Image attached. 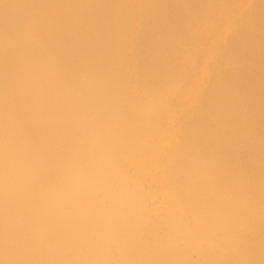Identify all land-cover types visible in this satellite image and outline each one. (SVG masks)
Here are the masks:
<instances>
[{"label": "bare ground", "instance_id": "obj_1", "mask_svg": "<svg viewBox=\"0 0 264 264\" xmlns=\"http://www.w3.org/2000/svg\"><path fill=\"white\" fill-rule=\"evenodd\" d=\"M247 1L249 0L240 1V6L244 7ZM257 1V5L256 2L255 5L254 2L250 5L255 6L251 9L255 8L253 18L248 15V19L242 15L238 19L232 7L230 8L233 10H229V15L225 17H222L226 14L225 11L224 14L221 11L222 16L212 13L213 7L218 6L217 11L224 10L222 7L232 3L231 1L229 4V0H220L222 5L218 4V0H0V264H118L108 253L109 240L123 238L129 221L134 222L137 227L146 226L142 200L146 190L142 196L137 194L140 191L133 192L131 197L128 196V203L133 206V212L128 217L122 214L125 210L122 197L125 196L126 188L129 189L127 170H124L127 168H123L122 158L128 161L129 156L125 155L132 156L134 152L131 153V148L138 143L142 144L141 141L137 142L142 135L140 136L138 129H133V126L137 125L142 134L149 129L151 132L160 129H153L157 122L154 123L156 126H149L156 117L152 107L164 97L167 109L170 108L169 104L173 96L176 98L174 94L182 84H185L187 92L193 89V79L197 75L198 66L209 49L214 47L213 38L224 25H241V20L245 17L244 20H248L245 21L247 29L243 20L244 25H239L240 28L237 26L241 29L240 32L250 29L251 24L254 27L258 25L260 30L264 31V0ZM248 9L250 11V8ZM235 16L238 19L236 21ZM235 32L228 35L233 37ZM249 38L250 45L248 35L244 38H234V43L239 46V53L235 58L237 62L232 60L231 55L230 57L238 66L230 68L232 63L228 69L223 68L225 70L221 74L218 73L219 77H233L227 80L230 84L235 80L236 84L242 85L237 89L231 86V89L228 87L229 82L225 81L227 84H222L226 85L224 87L222 82L215 78L213 81H218L222 88H218L214 93L210 91L212 97L205 95V88L201 90V96L204 95L206 101L204 103L203 97H200L201 101L199 99L198 103H204L205 107L203 105L201 110L196 109L195 114L189 109L194 116H189V111L185 115L188 118L181 120L183 124V120L188 119V129H197L199 133L197 130L191 133L190 130L187 148L186 142H182V146H185V149H182L183 155L180 151L181 145L172 150L173 156H176L175 149L181 153V161L178 156L175 157H178L180 162L172 160L173 156L170 154L173 153L169 150L171 153L163 158L172 168L171 163L178 162L177 167L172 163L175 171L170 167L171 171L169 165L164 162L168 165L164 167L169 168L171 174L174 171L173 176H168L177 177L175 185L173 184L175 188L164 191L175 190L171 194H176L179 198L173 196V199L171 194L170 197L177 200V203L180 200L179 204L183 205V201L187 203L183 205L188 206L187 211L181 210L182 205L173 208H180L179 213L186 214V218L191 216L190 223L191 218L196 222V233L192 236L198 238L197 251L202 247L199 244L209 241L208 246L214 243L213 248L216 246L218 253L223 251L222 255L225 254L222 260L216 253L220 259L215 256L210 262V258L206 256L205 259V255L200 252L206 264H264V230L259 231L263 226L261 227V221H258L262 208L259 207L258 211V214H261H256L258 204L264 205V33L256 32ZM231 40L229 39L233 43ZM207 43L209 47L205 45ZM221 44L219 47L229 46V42ZM228 46L221 47L217 53L214 51L216 54H225L223 51ZM235 49L231 53L235 54ZM193 50L194 56H191ZM190 57H193V60L189 59ZM217 57L222 60L221 55ZM207 61L209 62V59ZM182 63V69L185 70L187 65L191 64L190 70L180 72L182 77H185L179 78V73L174 76L181 85L176 83L175 93L170 90L171 94H167L169 83L168 88L165 86L166 92H161L163 86L171 79L172 72L174 73ZM217 64H220L219 60ZM241 65L244 66L239 67ZM216 67L213 69L218 71L219 68ZM211 71L214 77H218L216 72ZM240 78L243 82L237 83ZM248 79L251 81L247 84L245 81H249ZM173 80L170 85L175 84ZM146 84L149 89L145 90L149 96L145 95L152 98L138 90ZM214 84L217 85V82ZM142 90L144 91V88ZM160 92L166 94V97L162 95L161 99L155 101L153 97L158 96L156 94ZM142 94L144 98H148L147 102V99L143 98L146 105L140 98ZM177 98L180 101L182 94ZM165 103H159L162 112L156 108L159 117L157 116L155 121L167 110L164 108ZM161 104H164V107ZM186 104L185 106H188ZM142 105L145 108L143 113L140 111L143 109H140ZM195 107L200 106L194 105ZM142 114H152L151 116L155 117L153 116L152 121L151 116L149 120L147 117V120H144L145 116ZM142 120L149 122L148 128H143L147 125L144 122H141L140 126L137 124ZM177 120L175 127L179 124ZM163 121L167 120L162 118V123ZM183 131L181 130L182 133ZM182 133L177 135L183 138ZM148 141L153 145V142L149 139ZM156 151H153V155L159 152ZM169 171H163L165 175L163 174L162 181L170 174ZM131 172L132 170L128 171L130 174ZM156 179L160 180L155 177V181ZM169 179H166V183H171L172 179ZM158 183H162L161 180ZM164 186L169 187L166 184ZM162 190L163 188L159 191ZM164 193L160 194L167 201L169 196H165L168 192ZM160 194L158 198L162 196ZM101 197L110 200L113 206L111 211H101L104 203ZM163 199L160 201H165ZM166 201L164 203H167ZM128 203L126 207L130 206ZM165 207L160 213H164L161 211H165ZM169 209L166 208L164 221L161 220L167 227L173 224L172 220L167 222L172 215L182 217L178 213L170 216L173 211L171 209V212H168ZM253 215H256L255 219ZM180 218L174 223L179 220L183 223L184 219ZM251 219L257 220L260 225ZM187 223L185 220L183 227L188 228L190 223ZM159 226L161 227L159 223H155L150 226L152 229H148L152 230L150 234L154 233V237L151 236L154 240L163 237L162 233L157 235L158 230L153 232V227L159 229ZM182 229L179 230L180 233L186 234L187 229L185 233ZM166 231L168 230L163 231L165 237V233L169 234V231ZM179 231L177 237L180 235ZM252 231L262 237L257 238L259 242L255 239V244L249 238ZM188 234L181 237H189ZM211 235H215V239L220 236L221 241L217 239L221 242L220 245L218 242L219 246L214 242L215 239H212L210 244L213 238ZM139 236L142 239L141 234ZM172 237L173 235L168 238ZM164 239L156 241L160 244L153 246L154 252L152 246H149L151 255H141L136 251L139 244H145L139 243L138 240H129L120 248L115 246L121 252L119 256L123 259V264H181L182 259L178 252L177 256L174 253V244H179V240L174 243ZM97 240L101 246L95 243H99ZM257 242L262 243L258 245ZM117 250V254H120ZM181 253L183 255V252ZM215 258L219 262H216Z\"/></svg>", "mask_w": 264, "mask_h": 264}, {"label": "rangeland", "instance_id": "obj_2", "mask_svg": "<svg viewBox=\"0 0 264 264\" xmlns=\"http://www.w3.org/2000/svg\"><path fill=\"white\" fill-rule=\"evenodd\" d=\"M219 1H220V0H218V2H219ZM221 1H222V0H221ZM224 1H225V0H224ZM231 1H232V3H231ZM231 1L229 0V2H228L229 4L231 3L230 5H227V7H222V8H224V10L221 9V10L217 11L218 6H217V7H213V6H211V7H213V8H211V9H213V10H212L213 15H215V16H216V15H218V16H222V15L224 14V11H225L226 14L222 16V17H225L227 14L229 15V12H230L229 10H233V9H234V13H235V15L238 16V17H237L238 19L241 18L242 15L245 16V17H247L248 19H249L251 16H252L251 18H253L254 14H255V11H254L255 8H254V10H251V9H252V6L255 5V2H256V5L258 4V3H257V2H258L257 0H256V1H253L254 3H253L251 0L247 1V2L244 4V7L240 6V4H241L240 1L243 2V1H245V0H231ZM226 2H227V0H226ZM226 2H224V3H225V4H228V3H226ZM252 3H253V5L250 6ZM218 4L222 5L220 2H219ZM223 5H224V4H223ZM231 5H232V6H231ZM224 6H226V5H224ZM219 7H221V6H219ZM230 7H232L233 9L230 8ZM253 7H255V6H253ZM225 8H227V9H225ZM248 8H250V11H248V10H249ZM219 9H220V8H219ZM226 10H227V12H228V11H229V12L227 13ZM221 11L223 12V14L221 13ZM252 11H253V14H252ZM218 12H219V14H218ZM247 12H249V13L247 14ZM210 13H211V12H210ZM216 13H217V14H216ZM245 13H246L247 15H245ZM250 13H251L252 15H251ZM221 14H222V15H221ZM248 15H249L250 17H248ZM245 17H244V19H245ZM234 18H235V21L238 20V19L236 18V16H235ZM247 18H246V20H247ZM242 19H243V18H242ZM244 19H243V20H244ZM240 20H241V19H240ZM243 20H241V22H242L243 24L239 21V22L241 23V25H240V24L236 25L235 23H234V25H233V23H232V24L230 23L231 26L233 25L232 27L230 26V29L228 28L230 24H229L227 27L224 25L223 28H221V29L216 33L217 35L214 36V38H213L214 41H212V42H214V47H213L212 49H211V48L209 49V52H208V53L206 54V56L204 57V60L202 59V61L200 62L199 66H198V72H197V75H196V77H194L195 80L193 79V83H194V87H193V89H190V90H188V92H187V89H185V88H186L185 84H184V85H183V84L181 85V84L178 82L179 80L176 81L177 78H175L176 76H178V73H179V78H181V77H182V75H181L182 73L187 72L188 70H190V69H189V67H190L189 65H190L192 62L189 63V65H187V70H185V68L182 69V67H183V63H182V64L179 65L180 69H179V67L176 69V70H178V71L174 70V73L172 72V75H173V74H174V75H173V76L171 75V79L168 81V83H166V84L163 86L164 89L162 88L160 91L165 93L166 90H167V88H168V84H169V83L171 84L172 80L175 79V80H173V82H175V84H172V85L169 84V89L167 90V91H169V92H168L167 94L170 93V90H174L173 93H175V88H177L176 83H177V84L179 83V84L181 85V88H177V91H176V93H175L174 95H175L176 98H177V97H179V96L182 94V99L179 101V98H177L178 100H176V98L173 96L171 102L169 101V102H170L169 106H170V108H171V109H170V108L168 107L169 110L167 109V106H168V105H167V101H166V100H165V101L163 100V99H166V98L163 97V99L160 100V101H158V103L156 102V103H157V104H156L157 106L155 105V106H154L155 108L152 107V109H155V111L153 110L152 112H155L154 115H155L156 117L159 115V114L157 115L156 108H157V111L161 110V109H159V108H161V107H159V103H162V102L165 103V102H166L165 105L163 104L165 107H164L162 104H161V105L165 108V110L167 109L166 111L168 112V113H167L166 111H164V108L162 107L164 112L161 113V115H160V119L157 118V119H158L157 121H155V120H156V117H155L154 115H153V116L155 117V118H154L155 120H154V122L152 121V120H153V116H151L152 114H150V116H151L152 119L149 118V117H150L149 115L146 116V114H142L143 116H145V117H144V120H147V119L149 118V119L152 121V124H149V126H150V125H152V126H156L155 124H157V126H156V127H153V129H154V128H156V129L160 128V129H158V130L155 129V130H156L155 132H154V131L151 132V131H149V130H151V129H149L148 132H151V133L148 134V132L146 131V132H144V134H142V133H140V132H142V131H140L139 128L136 127L137 125H136V126H135V125L133 126V127H134L133 129H135V130L138 129L137 131L139 132V135H140V134L142 135V137L139 138V141L137 140V142H140V141H141L142 144L138 143V144L136 145L137 147L135 146L136 148H135V147H132V148H131V153L134 152V153H133L134 156H133V155L131 156L130 154H129V155H125L126 157L129 156L128 161H126L127 159L122 158V159L124 160V162H123L124 164H125V161L127 162L125 165H124V164H122V165H123V168H124V167L127 168V169H124V170H125V171L127 170L126 175H127V179H128V181H129V184H128V185H129V189L126 188V191H125L126 193L124 194V195H125L124 198L121 196L122 199H124V202H125V203H124L125 205L123 204V205H124L123 208H124L125 210L122 211V212H123L122 214H123L124 216L128 217V216H130V215L132 214V212H133V211H132V210H133V206H132L130 203H128V201H129V197H128V196L131 197V196L133 195L132 193L135 192V191H137V192L140 191V192H139L140 194H139V193H137V194L142 196V195H143V191L146 190L147 192H145V196H144V195L142 196V200H144L143 202H144V206H145V212H144L143 215H145V216H144V221H145L144 223L146 224V226H145V227H137V225H135L134 222L129 221L128 229H127V231H126V234L123 236V238H120V239L115 238V239H110V240H109L108 253H109L110 256L112 255L111 257H112V258L114 259V261H116L118 264H121V263L123 264V259L120 258L119 255H121V252H120L119 250H117V248H120V246L123 245L125 242H127V241H129V240H132V241H133V240H138L139 243H141V242H145V244H144V243H143V244H142V243H141V244L138 243V244H139V245H138V246H139V249H137V247H136V249H137L136 251H139L141 255H143V253H145L144 255H146V254H150V255H151V253L149 252V250H151V249L149 248V246H150V247L152 246V250H153V248H154L155 246H157L158 244H160L159 242L161 241V239H162V241L165 240L164 238L167 239L166 241H170V242H172V241L174 242V241L177 240V239L179 240V241H178L179 244H177V243H175V242H174L175 244H174V243H173V244H174V246H175V248H176V251H175L174 253L176 254V252H178V255H179L180 258L182 259V260H181V264H196V263H197V264H206V260H205V259H206V256H208L207 258H210V262H212L211 259H212V257H215V256H216V253H217L218 255H220L221 258H222V257L224 258L225 254L222 255L223 251H222V252L220 251L221 253H220V252L218 253V251H217L218 249L216 248V246H214V248H213V245H215V244L212 243V239H215V235H211V236L213 237V238H211V241H210V244H211V243L213 244L212 246H211V245L208 246L209 243H207V242H209V241H206V242H204V244L206 243L205 246L207 245V246H206L207 248H206V249L204 248V247H205L204 244H199L200 246H202V247L204 246V247H203V248H202V247L199 248V251H197V245H198L197 240H198V238H196V236H192V235H195V233H196V232H194V230H196V229H195V228H196V227H195V223H196V222L194 221V219L192 220V218H191V223H190V217H191V216H188V217L186 218V217H185L186 214H184L183 212L179 213V211H180L179 209H180V208L178 209L179 211H178L177 209H175L176 207L182 205V203L179 204L180 200H179L178 203H177V200H173V199H175L176 197H177V199L179 198L178 196H176V194H175V195H172V194H171V192L174 193L175 190H173L174 192H173V191L170 192V191H168V190H165V191H164V189L175 188V187H174V185H175L174 182L177 180V177L174 176V177L171 178V177L168 176V175H172V176H173L174 171H175V169H176V168H174V164H176L175 166L177 167V166H178V165H177L178 162L181 161L182 157H179V156H182V155H183V151H182V149L184 150V149H185V146L188 144V143H187V142H188V135H190V130L192 129L191 127L188 129V126H189V125H187V124H189V122L187 123V121H189L188 119H185L186 121L183 120V124H182V121H181V120H182L184 117H187V116H185V115H186V113L189 112L190 110H192L193 114H195L196 111H197L196 109L201 110L202 108L205 107V104H204L205 102H204V101H206V100H205L206 97L204 98V95L201 96V93H202L201 90H203V89L205 88V89H206V90H205V93H206V92H207V93H206V94L203 93V94H205L207 97H209V96L212 97V95H210L211 92L214 93L218 88H222L221 86L218 85V84H220L219 82H222L221 85H222V84H227L228 82H229V84H230V81L227 82V80H229L230 78H233V77L228 76V77L226 78L225 76L222 77V75H220V77H219V74H221L225 69H228L229 66H230V65L236 60V59H235V58H236V55L238 56L237 53H239V49H238L239 46L237 45V46H238V47H237L236 44L234 43V41H235L234 38H236V37H241V36L244 38L245 36L248 35V42H249V45H250V42H251L250 40H251V38H249V36L254 35L256 32H257V34H259V33H264L263 29L260 30V28H259L258 25H255V27H254V25H252L250 21H249L250 23L248 24V25L251 24V25L249 26L250 29H248L249 31H248V30H245V29H247V23L245 22L246 20H244V22L246 23V27H245V29L243 28V29H244V30H242L243 33L240 32L239 30H241V29H239V28L242 27V25H244ZM235 21H233V22H235ZM239 22H238V23H239ZM247 22H248V20H247ZM239 25H240V27H239ZM237 26H238L239 28H238ZM256 26H257V29H259V30L256 29ZM243 27H244V26H243ZM252 27H253V28H252ZM222 29H223V30H222ZM226 29H227L228 31H227ZM225 30H226V31H225ZM237 30L240 32V33H238V35L236 34V33L238 32ZM253 30H254V31H253ZM208 31H209V30H208ZM233 31H236L235 33H233L234 36H233V37L229 36L230 34L232 35V32H233ZM245 31H246V32H245ZM258 31H259V32H258ZM260 31H261V32H260ZM254 32H255V33H254ZM222 33H223V34L225 33V34L223 35ZM249 33H250L251 35H250ZM252 33H253V34H252ZM228 34H229V35H228ZM235 34H236L237 36H236ZM239 34H240L241 36H239ZM115 35H117V34H115ZM115 35H114V38L117 40V38L115 37ZM219 35H220V36H219ZM221 35H222V37H221ZM227 36H229V39H230V40L233 38V40H231V41H232L235 45H234L233 43H231V42L229 41L228 38H227L228 40L225 41V39H226ZM215 37H216V38H215ZM221 39H222V40H221ZM220 42H221L222 44H221ZM228 42H229V46H228V45H225V46H228L229 49H228L227 47H226L227 50L224 49L223 53L225 52V54H220V52H218V54H216V53H217V50L220 51V48H221V47L225 48V46H220V47H219V44L223 45V44H226V43H228ZM248 42H246V43H248ZM205 43H206V42H205ZM208 43H210V42L208 41ZM208 43L205 44L207 47H209V46H208V45H209ZM217 43H218V45H217ZM230 43H231L232 45H231ZM215 45H216L218 48H217ZM232 46H233L234 48H233ZM230 47H231V48H230ZM214 48H215V49H214ZM223 48H222V50H223ZM232 48H233V49H232ZM235 48H236V49H235ZM185 49H186V47H185ZM231 49H232V50H231ZM234 49L236 50V51H234L235 54H234V53H231V52H233ZM214 50L216 51V53H215ZM222 50H221V52H222ZM228 50H229V51H228ZM230 50H231V51H230ZM226 51H227V53H226ZM237 51H238V52H237ZM193 52H194V50L191 51V54H190L191 56H194V55H193ZM229 52H230L231 54H229ZM195 54H196V53H195ZM227 54H229V56H226ZM217 55H221L220 58H222V60H221V59H217V58H219V57H217ZM230 55L232 56V60L235 59L234 61L231 60ZM234 55H235V56H234ZM222 56H223V57H222ZM227 57H229L230 60H229V58H227ZM192 58H193V57H192ZM192 58L190 57L189 59H192ZM224 58H225V59H224ZM226 58H227V63H225V62H226ZM208 59H209V62L207 61ZM255 59H256V58H255ZM192 60H193V59H192ZM192 60H191V61H192ZM218 60H219V63H220V64H217V63H218ZM250 60H252V59H250ZM253 60H254V57H253ZM253 60L251 61L252 63H253ZM183 61H185V60H183ZM222 61H223V62L225 61V62L222 63ZM255 61H256V60H254V62H255ZM206 62H208V63H206ZM230 62H231V63H230ZM236 62H237V60H236ZM236 62H235V63H236ZM251 62L249 61V63H251ZM141 63H142V61H141ZM180 63H181V60H180ZM202 63H204V64H202ZM210 63H211V64H210ZM228 63H230V64L228 65ZM184 64H185V63H184ZM209 64H210V65H209ZM214 64H215V65H214ZM221 64H223L224 66H222ZM225 64H227V65H225ZM253 64H254V63H253ZM212 65L215 66V67H216L217 65H220L219 67H216V68H219V70L216 71L215 69H213V68H215V67H213ZM233 65H234V66H233ZM221 66H222V69L225 68V69H223L222 71L220 70V67H221ZM237 66H238L237 64H234V63H233V64L230 66V68H231V67L236 68ZM242 66H244V65H241V66H239V67H242ZM185 67H186V66H185ZM208 67H210V68H208ZM207 68H208V69H207ZM211 68H212V69H211ZM183 70H184V71H183ZM211 70H213L214 72H216V75L219 73V74L217 75L218 77H214V75L212 74V71H211ZM175 71H176V72H175ZM181 71H182V73H180ZM219 71H220V72H219ZM205 72H206V73H205ZM175 73H176V74H175ZM203 73H204V74H203ZM214 74H215V73H214ZM180 75H181V76H180ZM174 76H175V77H174ZM199 76H200L201 78H199ZM236 76H237V75H236ZM236 76H235V77H236ZM183 77H185V76H183ZM183 77H182V78H183ZM224 77H225L226 79H225ZM215 78H216V79H215ZM220 78H221V81H220ZM228 78H229V79H228ZM198 79H199V80H198ZM213 79H215V80L219 79V82L216 81V82H217V85L214 84V83H216V82L213 81ZM222 79H223V80H222ZM238 79H239V78H238ZM238 79H236V80H238ZM240 79H241V78H240ZM197 80H198V82H200V83H198ZM248 80H249V81H245V82L247 83V82H250V81H251L250 79H248ZM170 81H171V82H170ZM181 81H182V79H181ZM181 81H180V82H181ZM194 81H195L196 83H195ZM225 81H226L227 83H226ZM233 81H234L235 84L233 83ZM239 82L241 83V82H243V80H242V79H241V80H238L237 83H239ZM231 83H232V84L228 85V87H231V86L234 87V88L236 87L235 89H237L238 86H241V85H242V84H236L235 80H232ZM179 84H178V85H179ZM197 84H198L199 87L197 86ZM207 84H208V85H207ZM247 84H248V83H247ZM180 85H179V86H180ZM235 85H237V86H235ZM141 86H142V85H141ZM165 86H167L166 89H165ZM170 86H171V87H170ZM175 86H176V87H175ZM179 86H178V87H179ZM195 86H196L197 88H196ZM216 86H219V87H216ZM222 86H224V85H222ZM225 86H226V85H225ZM225 86H224V87H225ZM207 87H208V88L211 87V89L209 88L210 90L208 91V90H207V89H208ZM232 87H231V89H232ZM143 88H144V91L142 90ZM147 88L149 89L148 85L146 84V85H144V86L142 87L141 90H140V87H139L138 90H139L140 93L145 92V93H143V94L145 95V94H148V91H147L148 89H147ZM172 88H173V89H172ZM195 88H196V89H195ZM212 88L214 89L213 91H212ZM234 88H233V89H234ZM145 89H147V90H145ZM191 90H192V91H191ZM210 91H211V92H210ZM161 92L158 93V94H156V95H158L159 97H158V96H156V97L154 96V97H153V99H155V101H156V99L158 100V98L161 99V98H162V95H163V96L165 95V97H166V94H163V93H161ZM171 92H172V91H171ZM203 92H204V91H203ZM209 92H210V94H209ZM140 93H139V94H140ZM143 94H142L141 97H140L141 94L139 95V97L142 98V99L144 98ZM159 94H160L161 96H160ZM170 94H171V93H170ZM208 94H209V96H208ZM145 96H147V95H145ZM148 96H149V94H148ZM148 96H147V97H148ZM167 96H168V95H167ZM198 96H199V97H198ZM147 97H145L147 100L144 98V99L146 100V102L148 101V98H150L151 96L148 97V98H147ZM160 97H161V98H160ZM170 97H171V96H170ZM200 97H203V98H202V101L204 102V103H203L204 107H203V105H202V102H201V105H200V102L198 103V100L200 99ZM210 97H209V98H210ZM151 98H152V97H151ZM167 98H168V100H170L169 96H168ZM183 98H184V99H183ZM185 98H186V99H185ZM209 98H207V99H209ZM144 99H143V101H144V103H145V105H146V102H145ZM173 99H174V100H173ZM194 99H195V100H194ZM175 100H176V101H175ZM184 100H185V101H184ZM196 100H197V101H196ZM143 101H142V102H143ZM186 101H187V102H186ZM199 101H201V99H200ZM178 102H179V104H177ZM182 102H183L184 104H182ZM173 103H174L175 105H174ZM186 103H187V104H186ZM185 104L188 105V106H185ZM143 105H144V104H143ZM143 105H142L141 108H140V107H139V108L142 109V108H143ZM166 105H167V106H166ZM173 105H174V106H173ZM176 105H178V106H176ZM182 105H183V106H182ZM194 105H196V106L198 105V107L200 106V107H199L200 109H199V108H196V107L194 108ZM147 106H148V105H147ZM147 106H146V108H147ZM171 106H172V107H171ZM148 107H149V106H148ZM176 107H177V108H176ZM180 107H181V108H180ZM186 107H187V108H186ZM190 107H191V108H190ZM139 108H138V110H139ZM192 108H194V109H192ZM150 109H151V108H150ZM150 109H149V111H150ZM158 109H159V110H158ZM184 109H185V111H184ZM186 109H187V111H186ZM189 109H190V110H189ZM144 110H145V108H143V109L140 110V111H142V113H143ZM171 110H172V111H171ZM176 110H177V111H176ZM178 110H179V111H178ZM182 110H183V111H182ZM147 111H148V110H147ZM147 111H145V112L147 113ZM149 111H148V112H149ZM170 111L172 112L171 114H169ZM138 112H139V111H138ZM161 112H162V110H161ZM174 112H175V113H174ZM176 112H177V114H176ZM183 112H185L184 115H183ZM194 112H195V113H194ZM158 113H159V112H158ZM180 113H182V115H181ZM197 113H198V112H197ZM139 114H140V113H139ZM148 114H149V113H148ZM167 114H169V115H168L169 117L167 116ZM174 114H176V115H174ZM189 114H190V115H189ZM189 114H187V115H189V116L192 115L191 111L189 112ZM170 115H172V116H170ZM179 115H180V116H179ZM166 116H167V117H166ZM182 116H183V117H182ZM193 116H194V115H192L191 117H193ZM197 116H198V114H197ZM146 117H147V119H146ZM158 117H159V116H158ZM170 117H172V118H170ZM177 117H178L179 120H177ZM162 118H163V120L166 119L167 121H163V123H162ZM187 118H188V117H187ZM195 118H196V116H195ZM149 119H148V120H149ZM175 119H176V120L178 121V123H179V124H178V127H175V126H177L176 123H175V122H176ZM160 120H161V121H160ZM173 120H175V121H173ZM141 122H142V123L144 122L145 124H147L146 126H143V128H145V127L148 128V127H147V126H148V123H149L148 121H143V120H142V121H139V123H137V124H139V126H140V123H141ZM155 122H157V123H155ZM172 122H173V123H172ZM180 122H181V124H180ZM184 122L186 123L185 125H184ZM142 123H141V124H142ZM150 123H151V122H150ZM154 123H155V124H154ZM164 123H165V124H164ZM166 123H167V125H169V127L166 125ZM168 123H170V124H168ZM171 124H172L173 127L171 126ZM186 125H187V126H186ZM183 126L186 127V128H184ZM141 128H142V125H141ZM141 128H140V129H141ZM149 128H150V127H149ZM151 128H152V127H151ZM167 128H168V130H167ZM169 128H170V129H169ZM181 128H183V129H181ZM153 129H152V130H153ZM173 129H174V130H173ZM175 129H176V130H175ZM180 129H181V130H184V131H186V129H187L188 131H186V133L183 131V133H185V134H183V133L181 132ZM141 130H142V129H141ZM146 130H147V129H146ZM177 130L179 131V133H177V132H178ZM192 130H193V129H192ZM192 130H191V133H192V132L195 133V131H196L197 129H194V131H192ZM143 131H144V129H143ZM168 131H169V132H168ZM171 132H173V133H171ZM175 132H176V133H175ZM187 132H189V133H187ZM197 132L199 133L198 130H197ZM197 132H196V133H197ZM145 133H146V134H145ZM168 133H169V134H168ZM181 133H182V136L184 135V137L186 136V138H184V137L182 138L181 136H178V135H180ZM147 134H148V135H147ZM154 134H155V135H154ZM177 134H178V135H177ZM141 135H140V136H141ZM145 135H146L147 137H145ZM168 135H169V136H168ZM172 135L176 136V138L173 137ZM150 136H151V138H150ZM162 136H163V137H162ZM148 137H149V138H148ZM178 137H181L182 139H181V138H178ZM146 138H147V139H146ZM162 138H163V139H162ZM171 138H172V139H171ZM142 139H143V140H142ZM148 139H149L151 142H153V145L148 141ZM151 139H152V140H151ZM175 139H176V140H175ZM145 140H147V141H145ZM170 140H171V141H170ZM178 140H179V141H178ZM182 140H183V141H182ZM185 140H186V141H185ZM164 141H165V142H164ZM173 141H174V142H173ZM177 142H179V143L177 144ZM182 142H184V144H185V142H186L185 146H184V144H183V146H182ZM172 143H173V144H172ZM174 143H175V144H174ZM150 144H151V146H150ZM145 145H146V146H145ZM174 145H176V146H174ZM180 145L182 146V148L180 147ZM169 146H172V147L170 148ZM173 146H174V147H173ZM177 146L180 147V151H182V152H181L182 155H181V153L178 151V149H175V150H177L178 152H177V151H174V152H176L175 155L179 157V160H180V161L178 160V157H177V159H176V158H175L176 156H173L174 153H173L172 150H174V148H177ZM156 147H157V148H156ZM134 148H135V149H134ZM145 148H146V149H145ZM186 148H187V146H186ZM139 149H140V150H139ZM156 149H157V151H156ZM166 149H167V150H166ZM170 149H171V150H170ZM132 150H133V151H132ZM168 150L171 151L173 154H170L171 152L169 153ZM153 151H156V152L159 151L160 153L158 152L159 154L156 153V155H155V154L153 155V153H155V152H153ZM177 153H178V154H177ZM165 154H166V155H165ZM167 154H170L171 156H173V157H172V160H175V159L178 160V162H175V163H174V161H173L172 163H174V164L171 163V165H173V168H174V169L168 164V161H166V162H165V160L163 161L164 156H167ZM158 155H159V156H158ZM170 155H169V158L171 159ZM125 156H124V157H125ZM130 156L133 158V160H132V158H131ZM153 156H154V158H153ZM157 156H158V157H157ZM156 157H157V158H156ZM152 158H153V159H152ZM169 158H167V160H169ZM173 158H174V159H173ZM122 159H121V161H123ZM129 159H130V160H129ZM154 159H155V160H154ZM131 160H132V161H131ZM134 160H135V161H134ZM151 160H153L154 162H152ZM176 160H175V161H176ZM149 161H150L151 163H149ZM169 161H171V160H169ZM139 162H140V163H139ZM160 162H161L163 165H162ZM164 162L167 163L169 166H168L167 164H165ZM131 163L134 164L133 167L131 166V165H133V164H131ZM152 164H153V166H152ZM127 165H128V166H127ZM138 165H140V167H138ZM164 165H166L165 167H167V166H168L169 168L171 167L172 170H174V171H173V174H171V173H172V172H171V171H172L171 168H170L171 171H169V170H168L169 168L166 169V168L164 167ZM151 166H152V167H151ZM154 167H155V168H154ZM131 168H132V169H131ZM133 168H134V169H133ZM136 168H140V169L138 170V169H136ZM156 168H157V169H156ZM129 169H130V170H129ZM159 169H160V170H159ZM163 169H164V170H163ZM131 170H132L131 174L128 173V171H131ZM156 170H157V171H156ZM166 170H167V172L169 171V173H170V172H171V173H170V174H167L166 176H168V177L165 176V178H166L167 180L169 179V177H170V179H172V180L174 179V181H172V180L169 179V180L171 181L172 185H170L171 183H170L169 181H167V183H166V179H165V181H162V180L164 179V178H163V177H164L163 174L165 175V173H164L163 171L166 172ZM167 172H166V173H167ZM135 173H137L138 176H136ZM141 173H143V175H142ZM204 173H206V172H204ZM133 174H135V175H133ZM140 175H141L142 177H140ZM145 175H146V176H145ZM175 175H176V174H175ZM202 175L204 176V175H206V174H202ZM144 176H145V177H144ZM139 177H140V179H139ZM155 177L158 178V179H160L162 183H158L160 180L157 181V179H156V181H155ZM159 177H160V178H159ZM153 178H154V180H153ZM161 178H162V179H161ZM141 179H143V180H141ZM175 179H176V180H175ZM137 181H139V182H137ZM141 181H142V183H140ZM134 182H135V183H134ZM163 182H165L164 185L166 184L167 187H168L169 185H170V186H169L168 188H166V187L163 185ZM168 182H169L170 184H168ZM130 183H132V185H130ZM133 183H134L135 185H134ZM159 184H160V185H159ZM161 184H162V185H161ZM173 184H174V185H173ZM136 185H137V186H136ZM160 186H163V187H160ZM171 186H172V187H171ZM143 187H145V188H143ZM158 187H160L159 190H160L161 188H163V190H162V191H159V190H158ZM164 187H165V188H164ZM130 188H131V189H130ZM137 188H139V189H137ZM141 189H143V190L141 191ZM170 189H169V190H170ZM129 190H130V191H129ZM158 191H159V192H158ZM166 191L168 192V193H167L168 195H166L165 197L169 196V199H170V200H169L168 197H167V201L165 200L166 198H164V196H163V195L165 194L164 192H166ZM128 192H131V193H128ZM141 192H142V193H141ZM156 192L159 193V194L162 192L163 195L160 194V195H162V196H160V197L158 198L157 196H159V194L157 195ZM169 192H170V193H169ZM170 194H171L172 198H173V196H175V198L172 199V198L170 197ZM103 196H104V194L102 195V197H103ZM102 197H101V200L104 201V203H102L103 206H102V210H101V211H107V212L111 211V209H113V206H111V204H110L111 202H109L110 200H109V199H103L104 197H103V198H102ZM145 197H146V198H145ZM125 198H126V199H125ZM127 198H128V199H127ZM163 198H164V199H163ZM160 199H161V200H162V199L165 200L167 203H169V201H170V203H169L170 205H171L172 203H174V204L171 205L172 208L170 207L169 204H168V205H169V206H168L167 203H164L165 201H160ZM149 200H150V201H149ZM155 200H156V201H155ZM154 201H155V202H154ZM175 201H176V204H175ZM106 202H108L109 205H108V203H106ZM158 202H159V203H158ZM162 202H163V204L166 205V207H165V205H164V207H165V211H166V208H168V209L170 208L169 211L167 210L168 212H171V211H170L171 209H172L173 212H174V210L177 211V212H174V213L171 212L170 216H171L172 214H175V213H176V214H177V213H178V214H181V216H182L181 218H180V217H177V216H175V215H174L175 217L172 215V217H174V218H172V217L169 218V217L167 216V218H169V219H168V221H167V219H166V221L169 223V221L172 220L171 222H173V224H172V223H171V224H172L173 226L170 224V226L168 225V227H167L166 225L164 226V222H161V220H163V219H164V216L166 215V214L163 215L164 213H166L165 211H161V212H164L163 214L160 213V210L164 208V207L162 206V205H163ZM259 202L261 203L262 201L259 200ZM127 203L130 205V206H127V207H129V209L126 207ZM154 203H155V204H154ZM157 204H158V207H157ZM185 204H187V203H186L185 201H183V205H185ZM262 204H263V203H262ZM104 205H105V207H104ZM176 205H177V206H176ZM183 205L180 206V207H182L181 210H186V208H188V206L186 207V206H183ZM260 205H261V204H258V207H257V208L260 207V208L263 209V208H264V207H263L264 205H262V206H260ZM107 206H108V207H107ZM159 206H160V207H159ZM173 206H174V207L176 206V207L173 208ZM183 207H185V208H183ZM107 208H108V209H107ZM260 208L257 209V212L255 211L256 214H258V211H260ZM173 209H174V210H173ZM262 209H261V211H260L262 214H261L260 212H259V214H258V215L261 214V216H259V219H258L259 222L261 221V223H260L261 225L258 223L257 220H254V219L256 218V215H255V216L253 215V216H254V219H251V220H254L255 222L257 221L256 224L260 225L261 227L263 226L261 229H260L259 226H258V228L260 229V230L258 229L259 231L264 230V215H263V214H264V213H263V212H264V209H263V211H262ZM116 210H117V209H116ZM186 211H187V210H186ZM255 212H254V213H255ZM159 213H160V216L157 217V215H158ZM151 214H152V215H151ZM178 214H177V215H178ZM153 215H154V217H151V216H153ZM168 215H169V213H168ZM149 216H150V218H149ZM179 216H180V215H179ZM186 216H187V215H186ZM155 217H156V218H155ZM159 217H161L162 219H160ZM260 217H262V218H260ZM151 218H152V219H151ZM158 218L160 219V222H159V219H158ZM178 218H180V219H182V220L184 219V220H183L184 222L182 223V221L179 220L177 223H174V222H176L175 220H178ZM185 218H186V219H185ZM188 218H189V219H188ZM257 218H258V216H257ZM154 219H156V220H158V221L155 222ZM187 219H188V220H187ZM149 220H150V222L153 223V224H151V223L149 222ZM173 220H174V221H173ZM185 220L188 221V223H190V225L187 223L188 226H189L188 228H186V226L183 227V224L185 225ZM251 220H250V221H251ZM163 221H164V220H163ZM192 222H193V223H192ZM251 222H252V221H251ZM149 223H150V224H149ZM155 223H157V224L159 223V225H161V227H160V226H159V227L163 229V230L161 229V230H162V232H161L160 228L158 229V228L156 227V229H155V228L153 227V229H154L153 232H155V230H158V234H157V235L160 236L161 233H162L161 235H163L162 238H159V239H158V240H159L158 244H157V242H156V241H158V240H154V238L152 239V237H154V236H152V235H154V233L150 234V233L152 232V230H148V229H150V228L152 229V227H150V226H154ZM181 223H182V225H181ZM145 224H144V225H145ZM166 224H167V223H166ZM177 224H178V225H177ZM179 224H180V225H179ZM187 224H186V225H187ZM191 224H194V225H191ZM262 224H263V225H262ZM134 226H135V227H134ZM155 226H158V225H155ZM175 226H177V227H175ZM180 226H181L183 229L180 228ZM191 226H192V227H191ZM149 227H150V228H149ZM165 227H166V228H165ZM138 228H139V229H138ZM164 228H165V230L167 229V230L169 231V234H168V233H165V235H167L166 237L164 236V232H163V231H165ZM168 228H171V229H168ZM179 228L182 229V231H184V233H185V230L187 229L186 234L189 233V234H188L189 237H186V236H185L186 238H185V237H181V236L186 235V234H182V233H180L181 231H179V230H180ZM184 228H185V229H184ZM141 229H143L142 231L146 230L145 233H144V232L142 233ZM178 229H179V230H178ZM159 230H160V232H159ZM175 230H176V231H175ZM177 230L179 231V233H180L179 236H180L181 238H180L179 236H178V237L176 236V235L178 234V231H177ZM211 230L214 231V230H216V229H211ZM251 230H252V229H251ZM256 230H257V229H256ZM148 231H149V233H148ZM150 231H151V232H150ZM168 231H166V232H168ZM146 232H147V234H146ZM250 232H251V231H250ZM193 233H194V234H193ZM139 234H141L142 239L144 238L143 240L140 238ZM143 234H146V236H145V235L143 236ZM171 234L173 235V237H172L173 239L171 238L172 240L168 238V237L172 236ZM215 234H216V233H215ZM253 234H254V238H253ZM256 234H257V235H256ZM256 234L252 231V236H251V234L249 235L250 241H252V242L255 241V242H256L257 238H259V239L262 238V237H260V234H259V235H258V233H256ZM147 235H148L149 238L147 237ZM155 235H156V234H155ZM157 235H156V236H157ZM169 235H170V236H169ZM255 235H256V236H259V237H256ZM151 236H152V237H151ZM156 236H155V238L157 239L158 237H156ZM174 236H175V237H174ZM138 237H139L141 240L138 239ZM193 237H194V239H193ZM147 238H148V240H145V239H147ZM175 238H176V239H175ZM182 238H183V240H182ZM195 238H196V239H195ZM219 238H220V236H219L218 238L216 237V239L214 240L215 243L217 242V243H216L217 245H218L219 240L221 239V238H220V239H219ZM180 239H181V241H180ZM217 239H219V240L217 241ZM252 239H254V240H252ZM255 239H256V240H255ZM152 240H153V241H152ZM192 240H193V241L196 240V241L193 243ZM262 240H264V239H262ZM95 241H96V239H95ZM97 241H98V240H97ZM147 241H149V242H147ZM150 241H152V243H151ZM154 241L156 242V244H153ZM182 241H185L186 244H183V243H185V242L182 243ZM220 241H221V240H220ZM257 241H258V240H257ZM98 242H99V241H98ZM252 242H251V243H252ZM255 242H254V244H255ZM258 242H259V241H258ZM258 242H257V243H258ZM263 242H264V241H263ZM95 243H96V244H99V245L101 246L100 242H99V243L95 242ZM150 243H151V244H150ZM181 243H182V244H181ZM195 243H196V244H195ZM257 243H256V244H257ZM261 243H262V242H261ZM261 243H258V245L261 244ZM187 244H189V246H188ZM191 244H192L193 246H192ZM194 244H195V245H194ZM220 244H221V242H219V245H220ZM115 245H118V247L115 246ZM154 245H155V246H154ZM181 245H182V246H181ZM219 245H218V246H219ZM153 246H154V247H153ZM177 246H178V247H177ZM194 246H196V247L193 248V249H194V251H193V249H191V247H194ZM218 246H217V247H218ZM116 247H117V248H116ZM113 248H114V249H113ZM215 248H216V249H215ZM208 249H209V250H208ZM111 250H112V251H111ZM116 250L119 251L120 254H117ZM152 250H151V251H152ZM191 250H192L193 252H192ZM210 250H213V252L210 251ZM146 251H147V252H146ZM148 252H149V253H148ZM153 252H154V250H153ZM179 252H180V253H179ZM181 252H183V255H182ZM200 252H201L202 255H205V259H203V258L201 257ZM208 252H209L210 255L208 254ZM111 253H114V254H111ZM184 253H186V254H184ZM194 253H195L196 255H195ZM212 253H214L215 255L212 254ZM135 254H137V253H135ZM180 254H181V255H180ZM199 254H200V255H199ZM185 255H187V256H185ZM191 255H192V257H191ZM212 255H213V256H212ZM218 255H217V256H218ZM176 256H177V254H176ZM193 256H194V257H193ZM196 256H197V257H196ZM209 256H211V257H209ZM217 256H216V257H217ZM195 257H196V258H195ZM198 257H201V258L199 259ZM191 258H193V259H191ZM223 258H222V260H223ZM198 259H199V260H198ZM201 259H202V261H201ZM216 259H217V258H215V261H216ZM218 259H220L219 256H218ZM218 259H217L216 262H219ZM208 260H209V259H208ZM213 261H214V260H213ZM215 261H214V262H215ZM195 262H196V263H195ZM203 262H204V263H203Z\"/></svg>", "mask_w": 264, "mask_h": 264}]
</instances>
